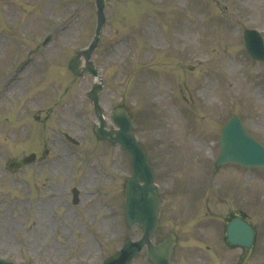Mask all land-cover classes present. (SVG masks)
Instances as JSON below:
<instances>
[{"label": "rangeland", "instance_id": "rangeland-1", "mask_svg": "<svg viewBox=\"0 0 264 264\" xmlns=\"http://www.w3.org/2000/svg\"><path fill=\"white\" fill-rule=\"evenodd\" d=\"M105 2L91 57L99 102L107 127L114 107L129 109L151 160L161 197L153 241L176 235L171 264H264V168L213 164L231 114L264 144V63L242 41L244 28L264 37V0ZM96 14L95 0H0V257L15 264H101L141 235L123 217L129 159L92 133L94 80L67 68ZM30 152L42 168L10 166ZM238 210L257 228L251 252L223 242ZM131 264H151L145 249Z\"/></svg>", "mask_w": 264, "mask_h": 264}, {"label": "water", "instance_id": "water-1", "mask_svg": "<svg viewBox=\"0 0 264 264\" xmlns=\"http://www.w3.org/2000/svg\"><path fill=\"white\" fill-rule=\"evenodd\" d=\"M99 8L102 1L97 0ZM103 17L100 16L96 36L88 49L82 52L85 65L94 75L96 71L88 60L93 48L96 46L98 30ZM245 45L250 54L259 59H264V50L259 35L252 30L244 33ZM79 55L74 57L69 63L71 70L77 73L76 66ZM100 84H95L89 93L94 103V111L100 125L95 126L94 131L101 139L119 144L129 155L132 172L125 183V204L124 216L129 226L137 223L143 229L140 240L131 242L128 239L121 250L104 261L103 264H128L129 261L139 253L140 249L146 245L147 257L153 264H169L171 249L175 244V237L169 234L161 242L152 244L150 238L154 235L158 223V195L153 184L151 167L141 145L135 140L131 132V122L127 111L124 108H117L113 111L112 120L118 129L106 130L101 116V109L98 105L97 90ZM220 152L216 160V166L225 162L239 163L245 166H264V147L248 135L241 120L232 116L224 124L219 140ZM228 236L237 238L240 245L248 246L252 242L250 227L239 218H232L227 226ZM0 264H13L0 259Z\"/></svg>", "mask_w": 264, "mask_h": 264}, {"label": "flooded vegetation", "instance_id": "flooded-vegetation-1", "mask_svg": "<svg viewBox=\"0 0 264 264\" xmlns=\"http://www.w3.org/2000/svg\"><path fill=\"white\" fill-rule=\"evenodd\" d=\"M45 160H44V158H41V157H35V159H34V161H32L31 163H29V164H24L23 165V167L24 168H30L32 165H34V163H36L37 164V166L36 167H39V166H41V168L44 166V164H45V162H44ZM39 198H41V197H39ZM52 202H56L55 200H54V197L52 198ZM50 204V203H49Z\"/></svg>", "mask_w": 264, "mask_h": 264}]
</instances>
